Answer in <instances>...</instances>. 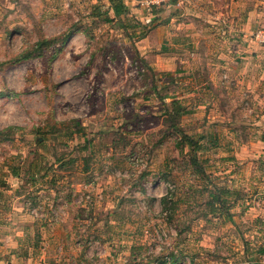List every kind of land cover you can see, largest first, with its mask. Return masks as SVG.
<instances>
[{
  "label": "rangeland",
  "instance_id": "rangeland-1",
  "mask_svg": "<svg viewBox=\"0 0 264 264\" xmlns=\"http://www.w3.org/2000/svg\"><path fill=\"white\" fill-rule=\"evenodd\" d=\"M22 3L35 10L0 6V200L42 217L93 176L99 205L76 209L116 219L107 221L125 251L116 263L264 264V109L237 95L245 84L219 82L215 106L171 119L164 109L173 97L184 94L189 108L210 97L193 76L174 84L158 76L154 85L138 35L108 0ZM253 3L262 14L248 41L264 21V0L245 9ZM189 86L198 94L183 93ZM176 127L199 143L196 165ZM215 186L226 201L212 199ZM44 187L52 192L37 191ZM103 222L95 231L105 233Z\"/></svg>",
  "mask_w": 264,
  "mask_h": 264
},
{
  "label": "crops",
  "instance_id": "crops-1",
  "mask_svg": "<svg viewBox=\"0 0 264 264\" xmlns=\"http://www.w3.org/2000/svg\"><path fill=\"white\" fill-rule=\"evenodd\" d=\"M25 1L0 0V6H13V12L18 14L21 5L27 4L30 8V4L33 5L22 3ZM245 1L122 0L126 8L123 20L129 30L138 35L140 55L151 79L172 76L173 84L180 83V79L186 76L201 80L198 81L202 82L200 87L210 99L194 102L191 108L186 107L187 111L215 106L218 83L225 81H234L236 86L245 84L246 93L241 91L237 95L246 94L253 98L248 107L250 110L258 106L264 109V45H258L251 39L248 41L247 37L262 12L256 8L257 3L245 9ZM109 9L114 15L110 4ZM129 16L136 20L135 24L126 21ZM196 21L206 22V27L197 25ZM197 90L198 86H189L183 93L195 95ZM179 95L182 96L173 98L179 100L184 94ZM87 172L85 176L90 177V171ZM10 175L17 177L18 174L11 172ZM92 178L78 184L74 200L54 199L56 203L50 207L49 213L38 218L26 212L22 214L19 210L23 208L16 200L1 198L0 264H121L116 263L115 257H124L121 254L125 251L119 252L114 247L112 241L116 237L111 236V229L108 228V222L116 219L82 216L76 209L94 213L99 205L92 201L99 190ZM44 188L37 191L52 192L51 188ZM0 196H3V190ZM102 221L105 233L94 229L95 224ZM35 223L38 228H35Z\"/></svg>",
  "mask_w": 264,
  "mask_h": 264
},
{
  "label": "trees",
  "instance_id": "trees-1",
  "mask_svg": "<svg viewBox=\"0 0 264 264\" xmlns=\"http://www.w3.org/2000/svg\"><path fill=\"white\" fill-rule=\"evenodd\" d=\"M108 1L110 4V7L113 9L115 17L121 21L123 26H126V22L123 21V18H125V17H123V14L126 12V8H125V5L122 3V0H108ZM169 80H172V79H169ZM151 81L154 83L156 81V79H154V77H153V79H151ZM166 82H168V81H166ZM154 85H156V83H154ZM169 104L170 105L165 106L164 111L166 113V116L171 118V119L177 115H180L183 112H187L186 107L176 98H172ZM173 126H175V125H173ZM175 131L180 135V138H182V140L184 142H186L191 147L192 153H191L190 159L196 165L198 161L196 160L195 151L198 148L199 143L197 141L193 140L191 136L187 135L185 133V131L180 129L179 127H176ZM260 138L264 142V131H263ZM15 173H17V171L14 170L13 174H15ZM225 191L226 190L217 188L215 186V189L213 191H211L212 199H214V201L217 203H220L224 200L226 201V198H224L222 195L223 192H225Z\"/></svg>",
  "mask_w": 264,
  "mask_h": 264
},
{
  "label": "built area",
  "instance_id": "built-area-1",
  "mask_svg": "<svg viewBox=\"0 0 264 264\" xmlns=\"http://www.w3.org/2000/svg\"><path fill=\"white\" fill-rule=\"evenodd\" d=\"M251 36L254 42L264 44V21L259 26H257V28L252 32ZM87 199H89V196H87Z\"/></svg>",
  "mask_w": 264,
  "mask_h": 264
}]
</instances>
